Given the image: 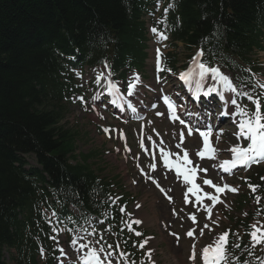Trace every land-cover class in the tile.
I'll return each instance as SVG.
<instances>
[{
	"label": "trees",
	"instance_id": "obj_1",
	"mask_svg": "<svg viewBox=\"0 0 264 264\" xmlns=\"http://www.w3.org/2000/svg\"><path fill=\"white\" fill-rule=\"evenodd\" d=\"M154 3L0 0V264L4 244L15 247L14 264H39L38 242L47 256L52 251L42 207L64 212L73 204L83 216L103 212L112 183L74 153L77 137L62 124L64 99L77 91L69 67L103 64L120 75L140 70L147 56L142 15ZM168 3L163 30L172 42L201 48L207 62L240 66L247 81L244 68L263 47L264 0ZM28 154L39 167L27 162ZM261 189L264 222V181ZM238 244V250L249 247L245 237Z\"/></svg>",
	"mask_w": 264,
	"mask_h": 264
},
{
	"label": "rangeland",
	"instance_id": "obj_2",
	"mask_svg": "<svg viewBox=\"0 0 264 264\" xmlns=\"http://www.w3.org/2000/svg\"><path fill=\"white\" fill-rule=\"evenodd\" d=\"M151 35L152 40L149 41L148 48L149 55L146 61V67L142 73L128 72L126 79L121 82L115 79L112 74L109 77V70L102 66L84 70V74L81 77V84L84 87V91L82 92L83 96L77 95L72 98V103L66 108V117L62 121V124L64 128L74 131L77 135L76 153L87 155L88 163L97 172L104 177L115 180L119 189H117L116 196H114L125 195L128 197L129 202L125 206L128 212V215H126L129 219L141 221L138 225L142 227L145 234H142L140 239H142V243L147 240V244L140 251H142L141 255L146 259L148 264H198L200 247L206 244H213L214 240L228 231L227 229H229L230 224L236 223L248 210H252L255 205V201L249 192L251 189L249 186V170L255 164H251L247 171L241 170L227 179V183L231 186L230 188H236L238 191L232 192L229 190L228 193L220 198L219 205L214 209L211 219H207L203 212L197 213L199 209L191 208L193 204L188 206L189 202L193 203L195 201L187 195V186L170 169H165L161 165L162 162L161 164L157 163L156 169L151 167V160L140 153L136 144L137 132L141 129V125L133 122L129 123L130 121L127 120V122L118 120L115 117L116 115L118 117L116 110L110 111V107L102 102L103 96L105 97L107 95L102 94L105 89H108L109 79L116 83L121 93L119 91L116 93L110 92L111 98L107 96L108 101L112 100L120 103L123 101V96H125L123 87L126 83L132 81L134 77H139V82L136 83L133 92L135 100L139 102L141 110L150 111L149 118L145 124V131L149 136L155 138L156 141L157 135L163 138L166 142L165 146H161L163 149L171 151L172 153L176 151L175 154L179 156H183L186 150L190 159L193 156L196 157L197 153L202 150L201 143H199L201 142V138L198 137L197 133L192 131V134L189 135V128L180 124L173 116L171 117V114L163 109L159 102V97L163 92H167L168 88L172 90L171 95H174V92L178 91L176 86L179 85V80H177L176 75L170 74L171 71L164 69L159 77L155 76L158 71L153 67V60L155 59V55L158 54L157 50H159V54L162 56V54L164 55L172 51V47L168 41L160 39L158 31L157 34L152 31ZM175 52L178 55L177 66L181 67V70H184L183 64L187 60L186 56L190 53L181 44H178ZM193 57L195 58L197 56ZM257 60L261 65V74H256L255 79L259 83H264V51L257 54ZM194 65L192 61L187 70L192 69ZM219 68L233 82L235 74L225 68ZM101 73L104 76L97 83V76ZM194 75L197 76L196 71ZM89 81H94L95 85H90ZM205 83L207 89L210 86H215L219 89L217 83L210 78ZM240 93H248L254 98H258L261 102V107H263L264 89L258 86L257 90H251L247 86H242L237 88L236 93L230 92L228 94V104L234 112L236 109L229 100L230 96L237 100L238 105L247 108L249 112L253 111L255 107L247 96L241 95ZM78 96L83 97V100L78 99L80 98ZM155 105L156 107L158 106L157 109H153ZM212 108L211 111L213 112L211 114L219 115L220 109L217 108L214 111V107ZM231 112H228L230 114L227 115V120H230L221 123V126H218L219 128L215 129L212 133L213 146L219 150L217 159H207L206 164L204 160H198V158L194 160L193 165L199 171L207 169V172L203 171L200 173V184L206 178L213 179L215 184H220L223 181V177L222 175L219 176L217 171L213 169L217 161L223 157H229L233 146L239 145L240 147H247L248 145V140H245L243 137L237 139L236 133L239 131L237 121L240 117L234 115L233 118H229L232 115ZM158 113L162 115H158ZM100 126L107 127L110 133L114 127H119L120 130L126 132L129 153L126 154L122 151L120 140L116 136L112 134H110V138L105 136ZM221 130L222 135H220ZM181 133H183V142H181ZM219 140H221L220 144ZM177 145H180V147H177ZM28 161L34 164L33 158L28 157ZM208 164H210L209 168H207ZM151 177L158 179L156 182L169 190L170 195L173 197V203L167 202L160 196L154 184H151L149 181ZM205 189L208 193L213 192L209 186H206ZM186 196L187 202L185 201ZM175 214L178 217H174ZM190 214H194L198 218L197 224L194 225L191 223L189 218ZM213 221L216 222L214 223ZM203 222H207L209 228L204 230L203 236H200L199 229L202 228ZM93 227L95 226L90 227V231L76 230L71 232L70 238L65 242V250L69 255L67 260L70 262L68 264H72V262L83 264V259L90 248H99L100 244L105 241L104 239L109 241V237L106 236L102 227L98 226L97 230ZM193 228L196 229L194 237H188L186 233ZM93 230H95V234H92ZM98 231L102 234L103 240H101L100 235V238L97 236ZM174 234L179 235L180 238H176ZM73 239L76 240L75 246L71 244ZM98 240L100 244L96 243ZM194 241H197L201 245L192 243ZM193 244L196 246L197 253V259L195 261L191 260L189 256V250ZM81 245H87L88 247L82 248ZM149 253L151 259H149ZM100 255L103 256V253ZM4 256L6 258L8 253H5ZM115 258L119 259V256L112 257V260ZM123 263L127 264V261L123 260Z\"/></svg>",
	"mask_w": 264,
	"mask_h": 264
},
{
	"label": "snow or ice",
	"instance_id": "obj_3",
	"mask_svg": "<svg viewBox=\"0 0 264 264\" xmlns=\"http://www.w3.org/2000/svg\"><path fill=\"white\" fill-rule=\"evenodd\" d=\"M169 7H172L170 5ZM167 11V9L165 10ZM152 31L154 33H157V29L153 28ZM160 39H166L167 37L163 33H159ZM157 61L159 63V50ZM203 55V51L199 52L197 54V57L194 58L193 62L196 65V68L193 70L186 71L180 75V79L185 81L186 83L190 81L191 77L193 76V72L196 71V74L198 75L199 79L196 81V89L197 91H201L203 84L202 82L206 78H210L211 80L215 81L218 84H221L223 88L231 93H236L237 88L234 86L232 80L230 77L223 72H221L219 67H209L206 63L200 62L199 57ZM107 67V65H105ZM109 77L111 73L108 74ZM104 76L103 73L99 74L97 76L96 82L99 83L101 78ZM139 82V77H134L132 81L129 82L128 85V94L132 95L133 90L135 89L136 83ZM257 86L264 89V83L257 82ZM108 89L110 92L116 93L119 91L117 85L115 82H112L110 79L108 81ZM217 92V88L215 86H210L206 92H204V95H209L211 93ZM241 95L247 96L249 100L252 101L254 104V110L249 112L247 108H244L237 104V100L233 99L231 96L229 97V100L233 106H235V115L240 117L237 121V126L239 131L236 133L237 139H240L243 137L245 140H248V146L247 147H240L239 145L233 146L231 148V152L233 153V159L231 161H223L220 165L223 168L224 172H230L232 169L238 167V166H244L249 167L253 163H259L261 161H264V112L261 111V102L258 98H254L253 96L249 95L248 93H240ZM80 100H83V97L78 98ZM221 99H223V95H221ZM165 103L168 104V108L170 111H173V105L171 102H169L168 98L165 97ZM135 111V109H133ZM223 115H229L230 113L224 112ZM158 115H162L161 113H158ZM173 118H177L173 114ZM183 123V121H181ZM107 131V129H105ZM211 130L209 129L208 133L201 132L200 135L204 137V148L202 151H199L197 153L198 156H200L201 159L204 158L205 155H209V158H212L211 154L214 152V149L210 147L208 136L210 135ZM192 134V130L189 129V135ZM222 130L220 135H222ZM181 136V142H183V133L180 134ZM177 147H180V145H177ZM169 153L164 152L163 149H161V158L164 160V164L166 167H176V171L178 176L182 175L184 182L186 184H191L192 187L188 188V192L193 193V195H196L197 192L202 191L199 185L194 183L195 175H196V168H187L183 172H181V168L177 165H174L170 162L169 159ZM183 160L187 162L188 164H191V160H189L188 153L185 150L183 155ZM154 168V166H153ZM202 171L207 172V169H202ZM264 179V177H262ZM205 185H210L216 189L217 193L223 192L225 189H229L232 192L238 191L236 188H230L227 184H225L223 187H218L215 184L212 183L211 180L205 179L203 181ZM252 190L256 191V186L249 185ZM204 196H206L209 200L212 201L211 206H204L206 209V212L208 213V218L211 219L212 214V207L215 206L217 202H220L218 199V196L213 195L211 193H204ZM197 201H201V197L197 195ZM169 199H171L169 197ZM185 201L187 202V196L185 197ZM257 201H259V197H257ZM115 201H113L114 203ZM121 212H124V209H120ZM189 218L193 221V223H197L196 217L194 214H190ZM214 223L216 221H213ZM134 223L140 224V220H135ZM209 228V225L207 223L204 224L202 228L199 229L200 236H203L204 230ZM252 230L248 233L250 237V242L253 247L257 245H264V226L257 227L255 224L251 226ZM129 229L131 230V226L129 225ZM53 231H57L56 229H53ZM196 232V229H190L186 235L188 237H194V233ZM95 234V230H93V233ZM137 236L142 235L141 233L137 232ZM175 235V234H174ZM228 232H225L221 234L216 240H214L213 244H209L205 246L201 250V259L202 264H229L228 260V252H227V246H228ZM55 239V237H52ZM178 238V237H177ZM101 240H103V236H101ZM97 244H100V241H96ZM106 243V242H105ZM71 244L75 246L76 240L73 239L71 241ZM147 244V240H145L143 243H141L139 246L141 248L144 247V245ZM81 247H88L87 245H81ZM233 247L240 248V244H234ZM119 244L115 246V249H113V246L111 244H107V251L105 250V245L100 244L99 249L93 247L90 248L87 255L83 259V264H105V261L107 264H113L112 257L116 256V253L119 251ZM43 251V250H42ZM61 254H64V249H60ZM101 253L104 254L103 260L101 259ZM127 261V254L119 251V259H117L116 264H120V260ZM149 259H151L150 253H149ZM190 259L195 261L196 259V246L193 244L192 246V254L190 256ZM131 264H135V262H131Z\"/></svg>",
	"mask_w": 264,
	"mask_h": 264
},
{
	"label": "bare ground",
	"instance_id": "obj_4",
	"mask_svg": "<svg viewBox=\"0 0 264 264\" xmlns=\"http://www.w3.org/2000/svg\"><path fill=\"white\" fill-rule=\"evenodd\" d=\"M207 79V78H206ZM220 86H221V88H222V90L224 91V92H226V93H228V91H226L224 88H223V86L220 84ZM210 147H211V145H210ZM184 166H186V167H190V165H188V164H186V165H184Z\"/></svg>",
	"mask_w": 264,
	"mask_h": 264
}]
</instances>
